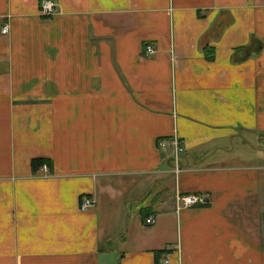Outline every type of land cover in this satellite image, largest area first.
I'll return each instance as SVG.
<instances>
[{"label": "crops", "instance_id": "obj_1", "mask_svg": "<svg viewBox=\"0 0 264 264\" xmlns=\"http://www.w3.org/2000/svg\"><path fill=\"white\" fill-rule=\"evenodd\" d=\"M55 1L0 0V264H264V0Z\"/></svg>", "mask_w": 264, "mask_h": 264}, {"label": "built area", "instance_id": "obj_2", "mask_svg": "<svg viewBox=\"0 0 264 264\" xmlns=\"http://www.w3.org/2000/svg\"><path fill=\"white\" fill-rule=\"evenodd\" d=\"M56 4L57 2L55 0H40V4H38L39 6V12L41 14L44 15H52V13L55 11L56 9ZM8 31V25L4 24L1 28V32L6 33ZM154 48L152 47L151 44H148L145 46V54L148 55L149 53L153 52ZM159 145L164 149L166 147V145L169 143L172 147L171 150H173L172 156L174 159V168L175 171H179V166H178V157L180 156V153L182 152V148H184V142L183 139H181L180 137H177L176 134H173L170 136L169 139H159L158 141ZM45 166L42 167V169H44ZM45 170V169H44ZM175 205L176 208H182L184 206H189V205H195V204H200V203H205L207 202L206 200V195L203 193H186V194H176L175 196ZM93 203V200L86 196V198H83L81 200L80 203V207L81 209L86 210L88 206H91ZM145 221L148 223H153L154 219L152 218V216H148L145 218ZM169 257H163L159 259V264H166L169 262Z\"/></svg>", "mask_w": 264, "mask_h": 264}, {"label": "trees", "instance_id": "obj_3", "mask_svg": "<svg viewBox=\"0 0 264 264\" xmlns=\"http://www.w3.org/2000/svg\"><path fill=\"white\" fill-rule=\"evenodd\" d=\"M38 161L41 162V159H39Z\"/></svg>", "mask_w": 264, "mask_h": 264}]
</instances>
